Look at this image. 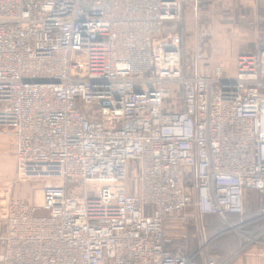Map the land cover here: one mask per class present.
Returning a JSON list of instances; mask_svg holds the SVG:
<instances>
[{
	"label": "built area",
	"instance_id": "built-area-1",
	"mask_svg": "<svg viewBox=\"0 0 264 264\" xmlns=\"http://www.w3.org/2000/svg\"><path fill=\"white\" fill-rule=\"evenodd\" d=\"M202 4L0 0V135L17 180L46 181L40 203L0 183V264H218L166 222L232 224L264 192V31L235 70L212 64L209 31L180 29Z\"/></svg>",
	"mask_w": 264,
	"mask_h": 264
},
{
	"label": "rangeland",
	"instance_id": "rangeland-1",
	"mask_svg": "<svg viewBox=\"0 0 264 264\" xmlns=\"http://www.w3.org/2000/svg\"><path fill=\"white\" fill-rule=\"evenodd\" d=\"M249 4V2L244 4L241 0H230L229 2L227 0H203V4L196 11H188L184 25L180 29L182 28V31L184 30L185 35L189 38V45L196 40L199 41L203 30L209 31V35L203 41L206 43L207 59L212 64L222 63L227 68L235 70L239 55L244 52H254L258 31H264V23H258V18L263 17L261 15L262 11L259 12V8L254 11V8ZM14 149V139L0 135V183L15 181V195L27 198L29 201H31L29 199L31 195H34L32 202L35 203L36 199H41L40 189L42 190L46 181L43 178L17 180L18 173L15 167ZM36 190L39 192L37 194L38 198L35 195L36 193L33 194ZM189 211L187 213H191ZM253 211L256 210L253 209ZM169 224L166 231L169 241L173 244L185 245V241H190V243L191 241L192 243L197 241L194 245L199 243L202 232L200 226H197L196 223H189L190 225L186 226L180 221L172 219ZM262 224L261 228L257 230L249 228L254 224L244 225L242 221L235 224L228 223L226 226L217 218H207L204 222L206 232L207 228H213L211 232L209 230L207 232V250L210 253L211 250H219L227 240H230L233 242L232 245L235 251L238 248L236 241L243 244L247 243L250 241L249 237L258 234L262 230L264 222ZM259 240L264 241V234L261 235ZM203 244L205 245V243ZM223 254L220 255L222 258L228 257V255ZM213 255L216 257V254Z\"/></svg>",
	"mask_w": 264,
	"mask_h": 264
},
{
	"label": "crops",
	"instance_id": "crops-1",
	"mask_svg": "<svg viewBox=\"0 0 264 264\" xmlns=\"http://www.w3.org/2000/svg\"><path fill=\"white\" fill-rule=\"evenodd\" d=\"M205 1H207V0H205ZM229 1L230 0H227V2H229ZM241 1L244 4L249 2L250 3L249 5L254 8V11H256L257 8H259V12L262 11L261 12L262 14L261 13L260 14L263 17H260V18H262L260 23L263 24L264 23V0H255L254 2H251L248 0H241ZM2 137H5V136H2ZM14 156H15V167L17 168L16 150H15ZM40 192H41V189H40ZM38 193H39L38 190H36L33 194H35L38 198V195H37ZM32 197H34V195L33 196L31 195V197L29 198L31 200V202H32ZM39 197H40V195H39ZM36 200L37 201L35 203H38V199H36ZM32 203H34V202H32ZM245 208H246V212L244 215L247 217L246 220L255 218L256 216L260 215L262 212L264 213V192H262V191H247L246 196H245ZM253 209H255L256 211H253ZM188 210H190L189 212H191V213H187L185 216V219H181V218H172V219L178 220L182 224H185L186 226L190 225L193 222L196 223L197 226L198 225L200 226V231L202 232V234H200L201 236L199 239V243L197 245H194V244H196L197 241L194 243H192V241H191L192 244L190 243V241L184 242L185 246L191 248L192 250H197L200 246L203 245V243L207 242L208 237H207V232L205 230L204 222H205V219L212 218V217L206 216L204 218H201L194 207H190ZM172 219H169L166 222V230H167V225L170 223V220H172ZM170 226L171 225L169 224V227ZM249 228H251V226ZM166 234H167V231H166ZM170 243H171V245L173 244L172 242H170ZM230 245H232V243L230 240H228V241H226L225 245L222 248H220L219 250H215L216 252L211 250V253L216 254L218 264H264V241L255 242L253 244H245V243L243 244L242 242H240V244L238 245V250L235 253H233L234 252L233 251L234 246L233 245L230 246ZM228 246H230V247H228ZM232 253H233V255L229 256V254H232ZM221 254H223L225 256L228 255L229 257L226 259L222 258L220 256Z\"/></svg>",
	"mask_w": 264,
	"mask_h": 264
},
{
	"label": "trees",
	"instance_id": "trees-1",
	"mask_svg": "<svg viewBox=\"0 0 264 264\" xmlns=\"http://www.w3.org/2000/svg\"><path fill=\"white\" fill-rule=\"evenodd\" d=\"M212 218H217V219H219V220H221V222L223 223V224H226V226H227V222H225L224 220H222L221 218H219L218 216H215V215H210ZM247 217L245 216V215H237V214H230L229 215V220H230V222L232 223V224H235V223H237V222H241L242 220H244V219H246ZM264 222V220L263 221H260V222H258V223H255L254 225H252L251 226V228L250 229H253V228H255V229H257V230H259L260 228H261V226L263 225L262 223ZM213 228H211V227H209V228H207V232H208V230H209V232H211V230H212ZM229 237V236H228ZM228 241V240H227ZM231 243H233L232 241H231ZM236 244H237V246L240 244V242L239 241H236ZM238 250V248L237 249H235V251L233 252V253H235L236 251ZM233 253L232 254H229V256H231V255H233ZM228 256V257H229ZM228 257H226V258H228ZM225 258V259H226ZM216 260H217V258H216Z\"/></svg>",
	"mask_w": 264,
	"mask_h": 264
},
{
	"label": "bare ground",
	"instance_id": "bare-ground-1",
	"mask_svg": "<svg viewBox=\"0 0 264 264\" xmlns=\"http://www.w3.org/2000/svg\"><path fill=\"white\" fill-rule=\"evenodd\" d=\"M15 148H16V146H15ZM42 201V196H41V199L40 200H38V202L40 203Z\"/></svg>",
	"mask_w": 264,
	"mask_h": 264
}]
</instances>
